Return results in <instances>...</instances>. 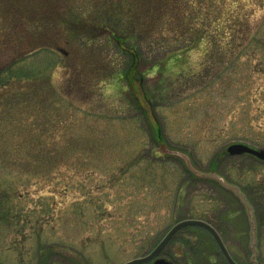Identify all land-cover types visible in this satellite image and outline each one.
Here are the masks:
<instances>
[{
	"label": "rangeland",
	"instance_id": "rangeland-1",
	"mask_svg": "<svg viewBox=\"0 0 264 264\" xmlns=\"http://www.w3.org/2000/svg\"><path fill=\"white\" fill-rule=\"evenodd\" d=\"M65 3L79 24L109 26L102 0ZM220 3L247 12L240 37L214 20L189 43L132 38L142 102L124 77L133 57L106 32L96 54L63 32L30 53L0 20V264H123L185 218L215 226L240 264H264V160L228 152L264 149V0ZM164 252L227 264L195 226Z\"/></svg>",
	"mask_w": 264,
	"mask_h": 264
},
{
	"label": "trees",
	"instance_id": "trees-1",
	"mask_svg": "<svg viewBox=\"0 0 264 264\" xmlns=\"http://www.w3.org/2000/svg\"><path fill=\"white\" fill-rule=\"evenodd\" d=\"M221 1L102 0L108 8L100 13L101 16L105 15L104 23L109 25L102 29L95 28L93 24H79L76 21L79 16L73 11V6L66 4L65 0H0V20L3 19L1 23L11 26L15 33L18 27V41H27L29 45L35 46L30 53L52 48L50 42H46L51 39L47 38L58 37L63 32L68 36V43L75 44L74 41L79 38L83 47L86 46L87 52L96 54L98 49L100 50L98 33L101 36L106 32L108 39L133 57L124 77L135 92L137 100L142 102V95H139L137 90L140 79L137 82L138 78L135 77L140 61L139 49L132 38H149L152 44H159L164 42L170 33L173 39L180 37L181 41L189 43L200 28H207L214 20L219 21L217 28L222 29L223 33L228 32L232 37H240L245 26L248 28L247 12L232 6L223 12L224 8L218 5ZM124 24L130 28L129 31L125 30ZM64 26L68 29L62 30ZM38 43L41 45L36 46ZM19 80L18 77V82ZM156 130V136L160 138L158 124Z\"/></svg>",
	"mask_w": 264,
	"mask_h": 264
},
{
	"label": "water",
	"instance_id": "water-1",
	"mask_svg": "<svg viewBox=\"0 0 264 264\" xmlns=\"http://www.w3.org/2000/svg\"><path fill=\"white\" fill-rule=\"evenodd\" d=\"M228 151L231 154H242V153H252L257 157L264 159V149H255L243 143H234L228 147ZM253 221V220H252ZM187 226H196L205 229L213 237L215 243L219 247L224 258L228 264H239L238 261L233 257L229 251L226 243L224 242L222 235L218 229L213 226L210 222L199 219V218H185L176 222L171 228L167 231L164 237L158 242V244L146 255L137 257L126 261L124 264H143L147 263L154 259L152 264H176L175 262L168 260L164 257H160L159 254L163 248L168 244L171 238L182 228Z\"/></svg>",
	"mask_w": 264,
	"mask_h": 264
},
{
	"label": "flooded vegetation",
	"instance_id": "flooded-vegetation-1",
	"mask_svg": "<svg viewBox=\"0 0 264 264\" xmlns=\"http://www.w3.org/2000/svg\"><path fill=\"white\" fill-rule=\"evenodd\" d=\"M255 149H262V148H255ZM229 152V151H228ZM230 153V152H229ZM231 154V153H230ZM243 154H251V155H254V154H252V153H243ZM256 158H258V159H261V158H259V157H257L256 155H254ZM261 160H264V159H261ZM183 229V228H182ZM181 229V230H182ZM180 231V230H179ZM178 231V232H179ZM177 232V233H178ZM177 233L171 238V240L168 242V244L163 248V250L161 251V253L159 254V256L160 257H164V258H166V259H168V260H171L172 259V257H171V255L169 254V253H165L164 251H165V249H166V247L169 245V243L172 241V240H175V238L177 237ZM188 239H186V240H184V242L185 241H187ZM182 241V240H181ZM226 243V242H225ZM182 245H186V244H184V243H182ZM226 245H227V243H226ZM228 246V245H227ZM219 252H220V250H219ZM221 253V252H220ZM222 254V253H221ZM235 258V257H234ZM225 259V258H224ZM153 261H154V259L153 260H151V261H149V262H147V263H145V264H152L153 263ZM171 261H173V262H175L176 264H177V262L176 261H174L173 259L171 260ZM226 261V260H225Z\"/></svg>",
	"mask_w": 264,
	"mask_h": 264
}]
</instances>
